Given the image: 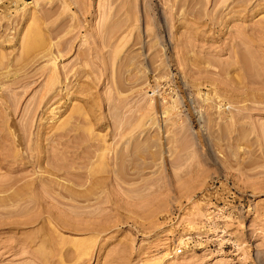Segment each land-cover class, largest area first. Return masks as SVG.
Returning <instances> with one entry per match:
<instances>
[{
  "label": "rangeland",
  "instance_id": "1",
  "mask_svg": "<svg viewBox=\"0 0 264 264\" xmlns=\"http://www.w3.org/2000/svg\"><path fill=\"white\" fill-rule=\"evenodd\" d=\"M0 264H264V0H0Z\"/></svg>",
  "mask_w": 264,
  "mask_h": 264
},
{
  "label": "built area",
  "instance_id": "2",
  "mask_svg": "<svg viewBox=\"0 0 264 264\" xmlns=\"http://www.w3.org/2000/svg\"><path fill=\"white\" fill-rule=\"evenodd\" d=\"M177 252H179V253L182 252V247L181 246H179V250Z\"/></svg>",
  "mask_w": 264,
  "mask_h": 264
},
{
  "label": "bare ground",
  "instance_id": "3",
  "mask_svg": "<svg viewBox=\"0 0 264 264\" xmlns=\"http://www.w3.org/2000/svg\"><path fill=\"white\" fill-rule=\"evenodd\" d=\"M242 62V61H241Z\"/></svg>",
  "mask_w": 264,
  "mask_h": 264
}]
</instances>
